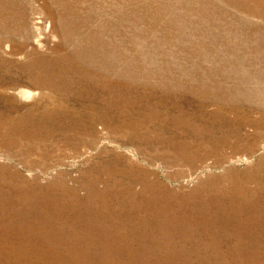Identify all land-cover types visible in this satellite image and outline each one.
I'll return each instance as SVG.
<instances>
[{
    "label": "rangeland",
    "instance_id": "374dc122",
    "mask_svg": "<svg viewBox=\"0 0 264 264\" xmlns=\"http://www.w3.org/2000/svg\"><path fill=\"white\" fill-rule=\"evenodd\" d=\"M208 191L264 212V0H0V264H264Z\"/></svg>",
    "mask_w": 264,
    "mask_h": 264
},
{
    "label": "bare ground",
    "instance_id": "6f19581e",
    "mask_svg": "<svg viewBox=\"0 0 264 264\" xmlns=\"http://www.w3.org/2000/svg\"><path fill=\"white\" fill-rule=\"evenodd\" d=\"M20 94L23 96H28L30 94H33V90L27 87H24L22 91H20ZM232 176H227L226 179ZM220 183V182H219ZM219 183H216L212 186H215ZM212 191H208L206 193L205 198L202 200V202H205L201 205H199L195 210L197 212H205V211H210L214 210V207H216L215 211L211 214V222L215 226L214 230L219 231L222 227L227 226L232 228L233 232H236L237 228H239L242 225L241 222V215H249L251 212H255L257 216H262L264 217V212L263 209L258 205V201L252 200L248 204L241 203L238 200H232V199H226L225 197H221L220 199L216 198H209L207 199V196L211 193ZM214 194V192H213ZM130 195V194H129ZM130 196H128L129 198ZM240 202V203H237ZM157 200L156 199H149L147 202V208L150 210L151 205H157ZM133 208L135 210L140 209L139 204L133 205ZM88 227L92 226L91 224H86ZM210 231H214L212 229H209ZM97 241L94 238H91L86 241V248L89 249L86 253L96 250L95 245ZM104 251H107V249H104ZM94 252V251H93ZM90 258V257H89ZM97 258L99 259H104L106 261L107 258L104 254L102 255H97Z\"/></svg>",
    "mask_w": 264,
    "mask_h": 264
}]
</instances>
